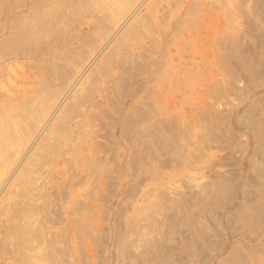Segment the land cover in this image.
Wrapping results in <instances>:
<instances>
[{
    "label": "rangeland",
    "instance_id": "rangeland-1",
    "mask_svg": "<svg viewBox=\"0 0 264 264\" xmlns=\"http://www.w3.org/2000/svg\"><path fill=\"white\" fill-rule=\"evenodd\" d=\"M0 264H264V0H0Z\"/></svg>",
    "mask_w": 264,
    "mask_h": 264
},
{
    "label": "bare ground",
    "instance_id": "bare-ground-1",
    "mask_svg": "<svg viewBox=\"0 0 264 264\" xmlns=\"http://www.w3.org/2000/svg\"><path fill=\"white\" fill-rule=\"evenodd\" d=\"M137 143V142H136ZM161 199V198H160Z\"/></svg>",
    "mask_w": 264,
    "mask_h": 264
}]
</instances>
